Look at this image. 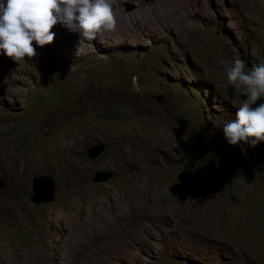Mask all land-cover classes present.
<instances>
[{"label": "rangeland", "instance_id": "obj_1", "mask_svg": "<svg viewBox=\"0 0 264 264\" xmlns=\"http://www.w3.org/2000/svg\"><path fill=\"white\" fill-rule=\"evenodd\" d=\"M115 10L94 41L58 24L31 59L0 50V264H264V159L222 129L246 99L232 61L264 62V0ZM36 176L52 202H31Z\"/></svg>", "mask_w": 264, "mask_h": 264}, {"label": "clouds", "instance_id": "obj_2", "mask_svg": "<svg viewBox=\"0 0 264 264\" xmlns=\"http://www.w3.org/2000/svg\"><path fill=\"white\" fill-rule=\"evenodd\" d=\"M117 0H0V50L15 62L37 55L35 45L44 47L55 39L54 26L61 25L79 34V44L96 40L103 32L117 28L114 7ZM228 82L243 86L246 99L235 119L224 124L228 144L255 148L264 142V62L246 69L245 62L234 58L227 70ZM132 83L138 88V78Z\"/></svg>", "mask_w": 264, "mask_h": 264}, {"label": "water", "instance_id": "obj_3", "mask_svg": "<svg viewBox=\"0 0 264 264\" xmlns=\"http://www.w3.org/2000/svg\"><path fill=\"white\" fill-rule=\"evenodd\" d=\"M257 154L264 159V142H261L256 147ZM105 150L103 143H97L87 149V157L91 160L97 159ZM112 178V174L108 171H99L94 174V183H105ZM3 183L0 181V189ZM32 196L31 202L35 205L46 204L53 201L54 184L51 178L47 176H36L32 178Z\"/></svg>", "mask_w": 264, "mask_h": 264}, {"label": "bare ground", "instance_id": "obj_4", "mask_svg": "<svg viewBox=\"0 0 264 264\" xmlns=\"http://www.w3.org/2000/svg\"><path fill=\"white\" fill-rule=\"evenodd\" d=\"M125 0H117V2H119V3H122V2H124ZM158 1V0H157ZM138 6V5H137ZM120 8V7H119ZM118 8V9H119ZM120 10V9H119ZM122 11V10H121ZM120 11V12H121ZM145 11V10H144ZM149 12H150V10H148ZM153 11V10H152ZM115 12V15H116V18L119 20V21H121L122 20V17L120 16L121 14L120 13H117V11L115 10L114 11ZM124 12V11H123ZM122 13V12H121ZM143 14H145L144 12H143ZM128 15V14H127ZM126 17V16H125ZM146 17V16H145ZM127 18V17H126ZM138 18V17H137ZM119 23V22H118ZM111 202H115L114 200H111ZM95 209V208H94ZM102 209H99L97 212H96V214H101L102 213ZM119 211H121V210H119ZM94 213V212H93ZM113 214H115V213H113ZM122 215H124V218H122L121 216ZM128 214L127 213H116L115 214V217L113 216V219H114V222H115V227H114V229L116 228L117 229V227L119 226V224H120V226L121 225H124V226H126V224L128 223ZM123 226H121L120 227V230H121V228H122ZM113 229V232L116 230H114ZM208 231V230H207ZM211 231V230H210ZM79 246H81V247H83V248H86L88 245H87V243H83V244H80Z\"/></svg>", "mask_w": 264, "mask_h": 264}]
</instances>
